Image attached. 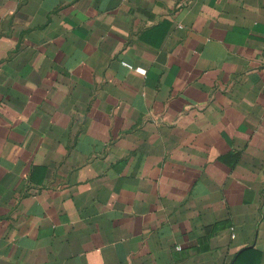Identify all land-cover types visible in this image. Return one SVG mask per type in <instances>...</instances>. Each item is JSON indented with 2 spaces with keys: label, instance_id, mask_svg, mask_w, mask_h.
Listing matches in <instances>:
<instances>
[{
  "label": "crops",
  "instance_id": "1",
  "mask_svg": "<svg viewBox=\"0 0 264 264\" xmlns=\"http://www.w3.org/2000/svg\"><path fill=\"white\" fill-rule=\"evenodd\" d=\"M0 264H264V0H0Z\"/></svg>",
  "mask_w": 264,
  "mask_h": 264
},
{
  "label": "built area",
  "instance_id": "2",
  "mask_svg": "<svg viewBox=\"0 0 264 264\" xmlns=\"http://www.w3.org/2000/svg\"><path fill=\"white\" fill-rule=\"evenodd\" d=\"M122 64L125 65V66H127V67H129V68H132L131 65H129V64L126 63V62H122ZM233 236H234V234H233ZM177 248H179V247H177Z\"/></svg>",
  "mask_w": 264,
  "mask_h": 264
}]
</instances>
